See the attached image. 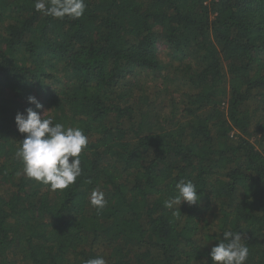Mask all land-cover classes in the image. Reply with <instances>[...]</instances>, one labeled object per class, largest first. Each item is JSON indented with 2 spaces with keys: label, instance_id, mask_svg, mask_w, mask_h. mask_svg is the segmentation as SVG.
Wrapping results in <instances>:
<instances>
[{
  "label": "trees",
  "instance_id": "1",
  "mask_svg": "<svg viewBox=\"0 0 264 264\" xmlns=\"http://www.w3.org/2000/svg\"><path fill=\"white\" fill-rule=\"evenodd\" d=\"M85 3L57 19L0 0V264H212L225 230L264 264V0ZM29 95L89 139L64 190L17 175ZM181 179L200 199L177 219Z\"/></svg>",
  "mask_w": 264,
  "mask_h": 264
},
{
  "label": "clouds",
  "instance_id": "2",
  "mask_svg": "<svg viewBox=\"0 0 264 264\" xmlns=\"http://www.w3.org/2000/svg\"><path fill=\"white\" fill-rule=\"evenodd\" d=\"M86 6L85 0H34L36 11L57 19H79L84 15ZM27 103L34 108L27 107L14 117L18 132L25 134L15 152L22 164V171L17 175L22 174L47 185L53 191L64 190L75 184L82 175L81 154L89 139L82 128L54 122L53 116L45 117L46 111L41 114L39 110L43 105L36 96L29 95ZM175 190L177 194L166 199L164 206L179 219L182 215L179 210L181 203L196 205L200 195L197 185L190 179L179 180L175 184ZM89 203L97 210L106 207L104 192L93 189L89 194ZM243 241L238 232L223 231L222 238L208 253L212 264H246L249 248ZM84 264H107V261L98 256L86 260ZM203 264L207 262L204 261Z\"/></svg>",
  "mask_w": 264,
  "mask_h": 264
},
{
  "label": "rangeland",
  "instance_id": "3",
  "mask_svg": "<svg viewBox=\"0 0 264 264\" xmlns=\"http://www.w3.org/2000/svg\"><path fill=\"white\" fill-rule=\"evenodd\" d=\"M158 51L161 52V57L164 58V60H169V55H167L168 48L165 45H162V44L158 45ZM147 78L151 81H157V80H152L151 76H147ZM153 86L150 85L149 83H147V88H148L150 94H152Z\"/></svg>",
  "mask_w": 264,
  "mask_h": 264
}]
</instances>
